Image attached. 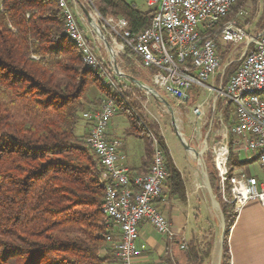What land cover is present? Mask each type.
I'll use <instances>...</instances> for the list:
<instances>
[{
	"label": "trees",
	"instance_id": "obj_1",
	"mask_svg": "<svg viewBox=\"0 0 264 264\" xmlns=\"http://www.w3.org/2000/svg\"><path fill=\"white\" fill-rule=\"evenodd\" d=\"M96 2L100 15L125 18L132 32L146 28L154 14V9L127 0ZM247 2L255 0H234L220 23ZM236 67L225 81L218 77V85L223 88ZM144 69L150 79L152 70ZM127 72L135 77L133 70ZM101 96L111 97L117 114L126 116L127 134L149 142L151 162L147 129L128 103L82 63L64 33L57 1L0 0V264L119 263L115 228L100 211L104 168L87 142L88 123L82 118ZM230 106H224L226 117ZM82 121L87 131L80 128ZM158 139L165 152L166 181L172 194H180V173ZM242 164L231 152L229 173ZM145 172L128 174L132 178ZM208 179L224 216L221 264H228L227 237L236 212L218 196L214 176ZM192 249L201 260L209 256L208 250Z\"/></svg>",
	"mask_w": 264,
	"mask_h": 264
},
{
	"label": "built area",
	"instance_id": "obj_2",
	"mask_svg": "<svg viewBox=\"0 0 264 264\" xmlns=\"http://www.w3.org/2000/svg\"><path fill=\"white\" fill-rule=\"evenodd\" d=\"M56 1L63 15L64 33L78 50L82 63L103 82L106 77L102 58L82 27V14L98 32L94 17L100 19L120 50L130 51L143 68L152 70L150 86L158 93L163 91L171 98L186 100L192 87H206L213 94V109L220 100L230 104L234 109L233 124L212 147L216 190L236 213L250 200L264 206V26L253 34L235 19L220 23L234 0H143L147 8L154 9V14L150 24L137 32L128 28L123 17H103L92 3L87 9L88 19L80 0ZM228 45H241L242 51L238 66L222 88L217 80L222 66L218 47ZM209 79L212 85L206 84ZM201 105H196L195 111ZM117 110L114 100L105 97L97 108L84 111L82 118L88 123L87 142L104 168L100 178L104 185L100 211L109 225L117 229L114 247L118 264H133L145 248L144 244H137L140 222L149 223L169 240L176 238L177 233L155 205L168 178L164 149L152 135L153 151L147 171L130 178L121 142L106 137L108 124ZM229 132L235 139L232 149L227 140ZM231 152L237 157L241 155L246 164L256 162L263 178L244 171L229 173ZM180 240L179 247L187 249L184 238Z\"/></svg>",
	"mask_w": 264,
	"mask_h": 264
},
{
	"label": "rangeland",
	"instance_id": "obj_3",
	"mask_svg": "<svg viewBox=\"0 0 264 264\" xmlns=\"http://www.w3.org/2000/svg\"><path fill=\"white\" fill-rule=\"evenodd\" d=\"M127 1L136 4L142 9H146L143 0ZM80 3L88 10L91 8V3L97 7L96 0H80ZM242 8V14L240 15L232 10L229 14V19H235L239 26L253 34L258 33L264 26V0H255L253 3L247 2ZM82 17V27L86 28V34L90 37L95 52L102 58L104 76L106 78L105 82H103L102 78L97 77L100 82L104 85L111 86L114 91L119 94L120 98L123 99L125 103H128L134 115L140 118L141 125L144 124L143 127L147 129L149 141H152V135L157 139L162 138L163 143L165 140V144L169 150H167L168 154L170 153L181 166L188 168L194 163L199 169L203 168L208 178L210 175L214 176L216 186L217 177L211 161L212 147L215 142L223 138V133H225L226 128L233 121L234 117L231 106L228 108L229 117H226L223 109L224 106L227 107L228 103L221 100V103L219 102L216 108L213 109L211 107L213 94H209L206 87L198 86H196L198 97L192 96L186 100L171 98L163 91H160L161 97L168 103V105H164L144 89L139 88L129 79L116 73L114 66L128 75L130 74L127 71L133 70V74H135V77L139 81L150 86L148 71L137 62L135 56L130 53V51L120 50L116 46L113 41V35L108 29L102 26L100 19L94 17V22L97 24V29L110 44L111 49L106 47L103 39L97 34L92 25L87 22L83 14ZM241 51V45H228L220 48L219 53L222 66L217 79L220 76L223 77V81L228 78V74L237 66ZM206 84L212 85V80H207ZM92 93L95 94L96 91L92 90ZM104 99L105 96L97 97V105L99 106ZM200 102H202L200 110L195 111V105ZM97 105L91 108H95ZM111 122L114 123L120 135L125 127L128 128L130 126L126 116L122 113L116 114L111 119ZM81 126L87 131V124L83 121L82 124H80V128ZM136 126H140V124H136ZM181 138L190 147L189 150L185 148ZM227 140L232 149L235 139L231 133L227 134ZM131 147L136 151L140 149L138 143H134V145L131 144ZM203 148H205V150L202 153L196 154ZM151 149L153 151L152 147ZM249 168L253 174H260L261 172L256 162L251 164ZM235 169L240 168L235 167ZM214 231V241L217 242L221 233V228L217 220H215ZM206 242L207 241L201 242L205 249H207Z\"/></svg>",
	"mask_w": 264,
	"mask_h": 264
},
{
	"label": "crops",
	"instance_id": "obj_4",
	"mask_svg": "<svg viewBox=\"0 0 264 264\" xmlns=\"http://www.w3.org/2000/svg\"><path fill=\"white\" fill-rule=\"evenodd\" d=\"M192 96L198 97L196 86L190 89L189 98ZM199 104L202 102L196 105ZM126 130L127 127L120 135L110 120L106 129V137L109 140L121 142L120 149L126 155L124 165L129 170L134 173H143L150 162L149 142L135 135L127 134ZM134 143L139 144V151L131 147V144L134 145ZM165 146L167 148L166 144ZM169 157L180 173L183 192L172 194L168 181H164L161 195L155 200V205L171 221L177 236L173 240H169L163 234L155 231L149 223L140 222L137 244H144L145 248L134 259L133 264H217L220 236L215 242L214 229L215 220L219 225L218 212L211 205L203 169H199L194 163L185 168L170 153ZM237 158L241 160V155ZM253 163H244L238 167L240 169L233 171H244L260 179L263 178L261 172L260 174L251 172L249 167ZM115 231L114 236L117 239V229ZM181 237L184 238L188 246L187 249L179 247ZM203 241H207V249L201 244ZM227 244L230 264H264V206L255 200H250L241 207L229 228ZM194 245L200 251L208 250L209 256L203 260L194 256L192 249Z\"/></svg>",
	"mask_w": 264,
	"mask_h": 264
},
{
	"label": "water",
	"instance_id": "obj_5",
	"mask_svg": "<svg viewBox=\"0 0 264 264\" xmlns=\"http://www.w3.org/2000/svg\"><path fill=\"white\" fill-rule=\"evenodd\" d=\"M82 11L84 12V14L88 17L89 19V13L88 10L81 5ZM90 24L92 25V27L95 29V31L97 32V34L101 37V39H103L106 47L108 49H111L110 44L105 40L104 36L102 35V33L98 32L94 26L93 23L90 22ZM114 69L116 71V73L120 76H124L125 78L129 79L131 82H133L135 85H137L139 88L144 89L147 93L151 94L152 96H154L155 98H157L159 101H161L164 105H168V103L161 97L160 93H158V91H156L153 87L146 85L144 83H142L141 81H139L138 79H136L135 77L125 74L123 72H121L120 70H118V68L116 66H114ZM179 134V133H178ZM180 135V134H179ZM181 141L183 143V145L185 146L186 149H190V147L183 141V139L181 138ZM196 154H200V152H197ZM203 169V168H202ZM203 173H204V179H205V186L209 191L210 194V201H211V205L213 208H215L218 212V220H219V225L221 228V233H220V239H219V250H218V260H217V264H221V254H222V246H223V240H224V229H225V224H224V216L223 213L220 209L218 200L216 199L215 193L213 192L210 183H209V179H208V175L207 173L204 171L203 169Z\"/></svg>",
	"mask_w": 264,
	"mask_h": 264
},
{
	"label": "bare ground",
	"instance_id": "obj_6",
	"mask_svg": "<svg viewBox=\"0 0 264 264\" xmlns=\"http://www.w3.org/2000/svg\"><path fill=\"white\" fill-rule=\"evenodd\" d=\"M204 150H205V148H203V149L200 151V153H202Z\"/></svg>",
	"mask_w": 264,
	"mask_h": 264
}]
</instances>
